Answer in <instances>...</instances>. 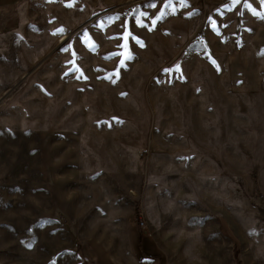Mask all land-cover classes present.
I'll list each match as a JSON object with an SVG mask.
<instances>
[{
	"label": "rangeland",
	"instance_id": "rangeland-1",
	"mask_svg": "<svg viewBox=\"0 0 264 264\" xmlns=\"http://www.w3.org/2000/svg\"><path fill=\"white\" fill-rule=\"evenodd\" d=\"M237 261L264 264V0H0V264Z\"/></svg>",
	"mask_w": 264,
	"mask_h": 264
},
{
	"label": "snow or ice",
	"instance_id": "snow-or-ice-1",
	"mask_svg": "<svg viewBox=\"0 0 264 264\" xmlns=\"http://www.w3.org/2000/svg\"><path fill=\"white\" fill-rule=\"evenodd\" d=\"M156 23V21L154 20L153 21V24H155ZM143 26V25H142ZM63 31H64V29H59V30H57V33H54V34H62L63 33ZM124 39L125 40H127V36H125L124 37ZM138 43H139V41H137ZM71 47V45H69V48ZM121 47H124V48H126L127 47V44H124V45H121ZM65 51H68V49H65ZM113 55H122V56H124V58L125 59H130L131 58V54L130 53H120V54H113ZM108 58H110V57H108ZM74 63V62H73ZM213 63H214V61H213ZM123 64H124V60L122 59L121 60V66H123ZM176 71H180V67H179V65H177L176 66V69H175ZM70 71H79V69L78 68H75V69H70ZM166 71H171V70H166ZM118 73H114L113 75H117ZM66 75H67V73H66ZM81 75H82V73H81ZM108 79H112V77L110 76V77H107ZM113 82H115L114 80H113Z\"/></svg>",
	"mask_w": 264,
	"mask_h": 264
},
{
	"label": "trees",
	"instance_id": "trees-1",
	"mask_svg": "<svg viewBox=\"0 0 264 264\" xmlns=\"http://www.w3.org/2000/svg\"><path fill=\"white\" fill-rule=\"evenodd\" d=\"M237 263L239 264V261H237Z\"/></svg>",
	"mask_w": 264,
	"mask_h": 264
},
{
	"label": "built area",
	"instance_id": "built-area-1",
	"mask_svg": "<svg viewBox=\"0 0 264 264\" xmlns=\"http://www.w3.org/2000/svg\"><path fill=\"white\" fill-rule=\"evenodd\" d=\"M142 224H143V222H142Z\"/></svg>",
	"mask_w": 264,
	"mask_h": 264
}]
</instances>
